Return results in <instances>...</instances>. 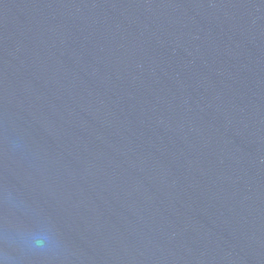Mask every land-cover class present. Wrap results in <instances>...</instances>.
Returning a JSON list of instances; mask_svg holds the SVG:
<instances>
[{
  "label": "water",
  "instance_id": "water-1",
  "mask_svg": "<svg viewBox=\"0 0 264 264\" xmlns=\"http://www.w3.org/2000/svg\"><path fill=\"white\" fill-rule=\"evenodd\" d=\"M0 262L264 264V0H0Z\"/></svg>",
  "mask_w": 264,
  "mask_h": 264
},
{
  "label": "clouds",
  "instance_id": "clouds-1",
  "mask_svg": "<svg viewBox=\"0 0 264 264\" xmlns=\"http://www.w3.org/2000/svg\"><path fill=\"white\" fill-rule=\"evenodd\" d=\"M37 245H38L39 247H41V248L44 247V243H43V241H37ZM0 264H2V262H0Z\"/></svg>",
  "mask_w": 264,
  "mask_h": 264
}]
</instances>
